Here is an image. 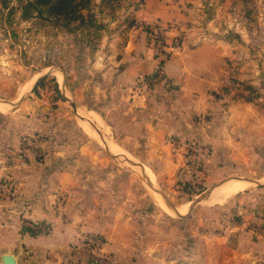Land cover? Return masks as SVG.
I'll return each mask as SVG.
<instances>
[{
  "label": "rangeland",
  "instance_id": "rangeland-1",
  "mask_svg": "<svg viewBox=\"0 0 264 264\" xmlns=\"http://www.w3.org/2000/svg\"><path fill=\"white\" fill-rule=\"evenodd\" d=\"M28 1L0 0V136L5 132L10 144L19 143L10 151H17L22 163L9 175L29 176L21 183L0 179V203L26 211L19 264H187L196 250L200 253L195 233L218 234L236 224L264 231V127L256 118L252 126L261 130L259 139L247 131L249 140L234 149L233 163L217 164L205 140L206 118L175 122L152 106L153 130L162 132L150 133L147 112L126 114L116 93L104 97L90 82L96 59L112 46L124 47L130 29L147 35L160 25L137 20L147 0H78L71 15L51 13L42 3V12L32 7L24 13ZM207 2L209 16L221 23L222 36L238 53L228 90L256 105L264 120V0H245L241 6V0ZM245 61H251L250 70L239 69ZM61 78L81 108L98 111L84 94L92 103L107 100L104 112L115 122L114 132L105 124L130 158L83 129L80 123L87 119L62 95ZM244 144L255 145L256 154ZM136 161L152 170V187L171 212L157 204ZM229 178L252 184L222 203L194 204ZM33 207L50 217L35 218ZM4 264H17V258Z\"/></svg>",
  "mask_w": 264,
  "mask_h": 264
},
{
  "label": "crops",
  "instance_id": "crops-1",
  "mask_svg": "<svg viewBox=\"0 0 264 264\" xmlns=\"http://www.w3.org/2000/svg\"><path fill=\"white\" fill-rule=\"evenodd\" d=\"M208 4L211 2L208 3L207 0H147L139 9L137 20L145 24L159 21L168 41L176 36L181 37L180 46L161 61L152 56L146 32L130 29L124 47L117 49L112 46L107 54H101L96 59V73L90 78V82H93L104 97L116 93L120 99L119 104L123 102V109H127L124 110L126 114L137 110L147 112L149 118L145 124L150 133L162 132L160 128L153 130L155 123L152 106H159L164 110L165 116L175 119V122L195 115L206 118L210 129L206 131L205 140L216 152L210 160L217 164H229L233 163L230 159L234 156V149L249 140L247 133H255L256 140L259 139L262 132L258 126L257 129L252 126V120L256 118V123H260L262 129L264 120L259 118L261 113L256 105L233 98L228 90L234 67L232 65L235 64L233 60L238 53L234 51L232 43L222 36L224 30L221 23L216 17L209 16ZM242 4H246L245 0H241L240 6ZM250 64L251 61H245L239 69L250 70L247 66ZM139 74L155 75V87L151 90L141 89L138 86ZM242 77L249 79L250 75L244 73ZM82 99L89 106H97L96 112L114 132L112 126L115 122L108 120L110 116L108 112H104L108 108L107 100L92 103L86 94ZM0 137L4 138L0 140V179L11 178L21 183L29 176L9 175L13 166L22 163L21 155L15 156L17 151H10L18 149L19 143L10 144L5 132H1ZM244 146L248 153L256 154L253 151L255 145L254 148L248 144ZM260 146L264 148L263 144ZM148 176L154 178L152 170ZM23 211L7 201L0 203V264H4L9 256H15L19 264L20 254L24 255L23 242L26 234L22 230L21 219L25 216ZM30 212L37 219L50 217L49 213L37 207L31 208ZM193 235L199 237L200 253L197 254L196 250L187 264H264L263 230H246L244 224H236L218 234L200 232ZM48 248H53L49 242Z\"/></svg>",
  "mask_w": 264,
  "mask_h": 264
},
{
  "label": "bare ground",
  "instance_id": "bare-ground-1",
  "mask_svg": "<svg viewBox=\"0 0 264 264\" xmlns=\"http://www.w3.org/2000/svg\"><path fill=\"white\" fill-rule=\"evenodd\" d=\"M61 80H62V78H61ZM2 107H3V102L0 100V108H2ZM80 111H82V112H80ZM76 114L79 117L83 116L84 118L87 119L85 122L83 121V122L80 123L85 131H87L92 136L93 135L96 136V138L98 136L100 141L108 149H110L112 152L115 151L118 154H126L127 156L126 155H124V156L127 157V158H130L127 153H124L123 151H121L122 148H121V150L118 148L116 142L113 140V138L110 135L109 127L106 124H104V122L102 121V119L100 118V116L98 115V113L96 111L91 110V109H86V108H83V110H82V108L79 107L78 112ZM97 129H98L99 132L96 131ZM136 166L139 168L140 172L145 175L146 183L147 182L149 183V184L147 183L148 188L151 190L152 194L154 195V199L157 202V204H159L162 207L166 208V210L169 209V208H167L165 202L163 201L164 199L162 198V196L158 193V191H156L152 187V185L153 186H155V185H154V179L148 176V175H151L150 168L148 166L140 164L138 162H137ZM251 184H252L251 181L243 179V178H229V179H226V181L220 182V184L218 183V185L216 184V186H214L215 188H212L213 190L211 191L210 196L208 197V199H206L205 201L203 200V201H204V203L208 202L209 204L222 203V202L226 201L228 198H230L231 196L237 194L238 192H241V191L247 189ZM188 204H190V202ZM185 207H187V206H185ZM181 208L182 207H180V209ZM169 211L171 212L170 209H169ZM181 211H182V209H181ZM178 213H179V211H178Z\"/></svg>",
  "mask_w": 264,
  "mask_h": 264
},
{
  "label": "built area",
  "instance_id": "built-area-1",
  "mask_svg": "<svg viewBox=\"0 0 264 264\" xmlns=\"http://www.w3.org/2000/svg\"><path fill=\"white\" fill-rule=\"evenodd\" d=\"M161 27L157 24L151 26L147 35L148 46L152 51V56L162 61L180 46L181 37L176 36L173 40L168 41ZM156 82L157 77L155 75L139 74L138 76V86L141 89L151 90Z\"/></svg>",
  "mask_w": 264,
  "mask_h": 264
},
{
  "label": "trees",
  "instance_id": "trees-1",
  "mask_svg": "<svg viewBox=\"0 0 264 264\" xmlns=\"http://www.w3.org/2000/svg\"><path fill=\"white\" fill-rule=\"evenodd\" d=\"M38 3H42L43 5L48 4V9L51 13L71 15L74 10L78 9L80 2L78 0H30L24 5V13L29 12L32 7L42 12L44 7L42 5V8ZM78 15L84 17L81 13Z\"/></svg>",
  "mask_w": 264,
  "mask_h": 264
},
{
  "label": "water",
  "instance_id": "water-1",
  "mask_svg": "<svg viewBox=\"0 0 264 264\" xmlns=\"http://www.w3.org/2000/svg\"><path fill=\"white\" fill-rule=\"evenodd\" d=\"M61 86H62V88H61L62 95L66 99L69 100L70 105H71L72 110L74 111V113H77L78 109H79V106L77 105L76 101L73 98L70 97L64 78H62V80H61ZM82 118L85 119L84 117H82ZM210 193H211V191L208 190V191L203 192L202 194H200L198 197L195 198L194 204H198V203L202 202L203 200L208 199V197L210 196ZM10 257L12 258V256H9L8 258H10Z\"/></svg>",
  "mask_w": 264,
  "mask_h": 264
}]
</instances>
